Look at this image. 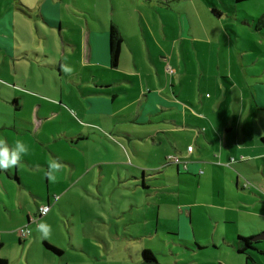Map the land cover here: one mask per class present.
<instances>
[{"label":"crops","instance_id":"obj_1","mask_svg":"<svg viewBox=\"0 0 264 264\" xmlns=\"http://www.w3.org/2000/svg\"><path fill=\"white\" fill-rule=\"evenodd\" d=\"M182 2L192 6L194 13L198 12L199 7L201 10L205 7L204 0H165V10H171L170 19L177 15L178 30H182L184 26L181 18ZM150 3L147 1L145 4ZM10 4L11 0H0V13L2 9L5 10L0 14L1 22L5 20L6 7ZM43 7H46L45 10ZM61 7V0L45 3L36 17H40L43 25H58L61 32L64 29ZM43 11L48 15L43 14ZM208 18L210 21L213 19L210 16ZM127 21L133 27L132 32H125L124 28L110 20L103 27L105 34L89 31L80 39L81 62L77 68L82 70L102 65L109 70L108 30L110 26H115L121 34L122 44L118 64L114 68L110 66L109 71L122 75V78L116 79V82H102V75L94 77L91 74L90 78L84 80L87 90L81 92L84 99L79 95L68 97L71 105L81 113L78 116L81 118L77 125L78 130L62 132L65 142L70 146L66 145L65 149V142L54 138L56 128L48 124L51 118H56L55 114L49 115L47 113H52L51 111H41L38 106L32 107L27 120H21L19 124L15 121L10 126L3 124L0 127V140L9 146L21 140L27 147V154L22 157L20 164L11 169H0V259L6 260L7 264H14L15 259L6 252L5 247L16 244L19 251V246L25 245L19 235L18 242L5 241V236L15 237L17 230L29 228L31 224L38 229L39 224L32 221L37 214L33 216L31 213L32 204L29 200L37 208L48 205L51 210L50 195L53 194L52 184L56 175L65 169V173L71 177L78 167V179L87 183L86 186L107 179L108 183H115L117 180L120 185H124L126 195L130 191L141 190L140 193L143 192L146 197L143 204L148 206V212L153 207L157 224L161 217L167 219L163 209L174 208L176 231L179 235L184 230L189 234V241H209L208 245L195 244L198 249L211 247L218 252L227 250L225 254H220L223 258L219 257L214 263L205 264H264V240L250 241L264 233V82L247 83L245 79L243 82L234 81L222 69V65L209 69V80L202 78L206 73L201 65L195 69L189 64L188 73L187 65L182 66L179 59L173 58L176 55L174 47L164 49L156 63L152 60L150 44L152 42L157 49L155 43L158 42V37L151 33L146 34L145 24L132 19L129 11ZM161 29L164 30L161 38L166 43L171 35L166 25ZM171 29H176L175 23H172ZM146 56L150 60L149 64ZM51 61L50 69H55L54 72L61 76L66 66L65 50L62 57ZM168 68L173 70V74L167 72ZM194 71L199 78L192 81L191 78L196 76ZM193 85L197 88L193 89ZM204 86L208 88L205 94L202 92ZM6 101L15 112L22 108V101L15 96L6 97ZM118 101L123 104L110 118L120 117L123 122L119 124L126 126H119L118 123L112 125V133L117 132L127 140L129 152L125 149L124 156L118 147H114L116 152H121V158H116L115 155L113 160L104 159L103 146L105 150H111L113 143L104 142L103 135L94 126L108 128L109 116L103 114L104 111L99 107L114 105ZM73 113L77 117V112ZM96 116L98 118L94 119ZM68 117L71 118L69 115ZM138 127H141L142 132ZM74 142L84 144V155L85 150H88L83 159H68L61 155H65V151L73 150L80 155V148H76ZM153 146L164 147L161 158L156 163H133V158L145 151L149 152ZM190 146L191 152L187 150ZM168 155L180 158L185 173H180V165L165 164ZM153 163L157 166H152ZM119 166L124 169L121 170ZM156 167L158 170H154ZM167 169L171 171L170 174H166ZM90 173L91 179L86 176ZM151 180H160L163 184L154 186L152 182L150 186L147 183ZM167 182H176L173 185L176 186L175 192H171L178 199L174 204L170 201L168 204L162 203L165 195L163 192L172 190L165 189ZM188 185L198 188L203 186L205 191L199 195L198 192L186 190ZM112 190L108 186V194ZM45 197L44 203L42 199ZM145 220L148 224V218ZM200 224H205L204 234L194 232L200 228ZM189 225L193 235L189 232ZM242 239H249V245ZM260 242L262 244L259 245ZM44 250L54 254L45 247Z\"/></svg>","mask_w":264,"mask_h":264},{"label":"rangeland","instance_id":"obj_2","mask_svg":"<svg viewBox=\"0 0 264 264\" xmlns=\"http://www.w3.org/2000/svg\"><path fill=\"white\" fill-rule=\"evenodd\" d=\"M51 1L55 0H11V4L6 7L5 20L0 21V127L3 124L10 126L15 121L19 124L21 120H27L32 107L38 106L41 111H51L52 113H47L49 115L55 114L56 118H51L48 125L56 128L54 138H60L65 142L62 132H75L81 122V118H78L81 113L71 105L68 97L73 95L82 97L81 92H87L84 80L90 78L91 74H94V77L102 75L103 77L100 78L102 82H116V79L122 78V75L109 71L114 68L110 60L109 70L102 65L86 67L82 70L77 68L81 62L80 39L89 31L97 32L99 35L105 34L103 27L109 24L110 20L124 28L125 32H132L133 27L127 21L128 11L132 19L136 22L140 20L145 24L146 34L151 33L158 37L156 38L158 42L155 43L157 49L152 42L150 44L154 62L160 60L165 50L174 47L176 55L173 58L179 59L182 66L187 65L188 73H190L189 64L194 68L201 65L206 73L202 78L209 80L208 74H211L209 69H216L217 65H222V69L231 75L234 81L243 82L245 79L247 83L264 82V27L259 31L254 28L257 20L264 14V0H248L242 3H235L233 0H230L231 2L204 0L206 8L202 7V11L199 7L197 13H194L192 6L182 2L181 18L184 25L182 30H178L177 15L174 19H170L171 10H165V0H136V2L61 0V8H63L61 19L64 28L61 32L58 25L55 27L45 23L43 25L40 17H36L40 8ZM147 1L151 3L145 4ZM45 8L43 7V10ZM4 11L2 9L0 14ZM43 14L48 15L44 11ZM209 16L213 18L211 21ZM172 23L176 25L175 30L171 29ZM163 25H166L172 37H168L166 43L161 38ZM63 50H65L66 66L65 72L59 76L58 72H54L55 69L52 70L49 66L52 64L51 60L63 56ZM158 50L160 53H157ZM99 60L105 61V59ZM146 62L147 64L150 62L147 56ZM198 78L196 74L191 79L193 81ZM93 83L91 86L94 88ZM204 87L203 94L208 92V88ZM195 88L197 86L193 85V89ZM14 96L22 101V108L16 112L6 101V97ZM122 104L123 102L118 101L114 105L98 106L104 111L103 114L109 116L107 121L109 125L107 129L94 127L101 132L104 142L113 143L111 150H105L103 146L104 159L113 160L115 155L116 158H121L120 153L125 156V149L129 152L127 140L117 132L112 133V125L119 124L123 120L120 117L112 119L110 115ZM72 111L77 112V117ZM97 118L98 116L94 119ZM119 126L126 125L119 124ZM138 128L141 131V127ZM73 144L76 148H80V155L75 150L65 151V155H61L68 159H83L88 154V150H85L84 155L82 149L84 144L82 142ZM66 145L70 146L65 142V149ZM114 147H118L121 152L119 150L116 152ZM163 148V146H153L151 153L145 151L139 154L137 158H133V163L136 164L138 161L156 163L161 158ZM168 156L175 157V155ZM170 162L171 160L168 159L165 164H171ZM155 163L152 166H157ZM180 168L182 169L180 173H185L182 164ZM120 169L123 170L124 167L121 166ZM165 171L166 174L171 173L168 169ZM136 174L140 175L139 172ZM78 175V167L71 177L65 173V169L56 175L52 184L53 194L50 195L51 210L47 216L37 221L38 224L49 225L51 231L45 238L34 224L29 228L26 227L28 235L22 240L25 241L22 243L25 244L24 247L19 246V251L16 244L5 247L6 252L15 259L14 264H147L142 260L143 250L151 251L157 264H205L214 263L217 258L224 257L220 254H225L227 250L218 252L211 247L200 250L195 245H208L209 241H189V234L184 230H181L179 235L176 231L174 208L162 207L167 219L161 217V221L157 224L153 207L151 206L148 212V206L143 204L146 197L143 196V192L140 193L141 190L130 191L126 195L124 185H120L117 180L115 183H108L107 179L86 186L87 183L79 181ZM91 175L92 173L86 176L90 178ZM152 182V180L148 181L147 184L151 186ZM153 184L159 186L163 182L159 180L154 181ZM175 184L176 182H167L165 189L172 190L163 192L165 195L162 197V203L168 204L169 201L176 203L178 199L171 193L175 192L176 186H173ZM108 186L113 189L109 194ZM186 187H188L186 190L198 192L199 195L205 191L203 186ZM45 199L46 197L42 199L44 203ZM29 202L32 204L31 213L34 216L39 207L37 208L31 200ZM37 202L39 204V201ZM146 218L149 220L148 224ZM188 228L193 235L190 225ZM205 231V224H200V228L195 229L194 232L204 234ZM15 235V237L5 236V241L18 242L20 238L18 234ZM43 241H47L62 254L55 255L45 251L42 246ZM262 243L260 242L259 245Z\"/></svg>","mask_w":264,"mask_h":264},{"label":"trees","instance_id":"obj_3","mask_svg":"<svg viewBox=\"0 0 264 264\" xmlns=\"http://www.w3.org/2000/svg\"><path fill=\"white\" fill-rule=\"evenodd\" d=\"M248 0H234L235 3H242ZM264 27V14L257 20L255 24V29L260 30ZM109 38H110V64L112 67L117 66L120 56L121 44H122V37L119 30L115 26L109 27ZM246 245H249V239H242ZM43 245L46 249L51 251L54 254H61L60 250H57L55 247H52L46 242H43ZM142 260L147 264H156L153 254L149 250L142 251ZM0 264H7V261L4 259H0Z\"/></svg>","mask_w":264,"mask_h":264},{"label":"clouds","instance_id":"obj_4","mask_svg":"<svg viewBox=\"0 0 264 264\" xmlns=\"http://www.w3.org/2000/svg\"><path fill=\"white\" fill-rule=\"evenodd\" d=\"M27 154V147L21 140H17L13 146H9L0 140V169H11L22 162V157ZM54 167V166H50ZM38 231L42 237H47L51 228L47 224H39Z\"/></svg>","mask_w":264,"mask_h":264},{"label":"built area","instance_id":"obj_5","mask_svg":"<svg viewBox=\"0 0 264 264\" xmlns=\"http://www.w3.org/2000/svg\"><path fill=\"white\" fill-rule=\"evenodd\" d=\"M167 72L169 74H173V70L170 69V68L167 69ZM187 150L189 152H191L192 151V147L191 146L188 147ZM168 159L171 160V162H170L171 164H175V165L183 164L182 161L180 160V158H178V157L168 156L167 160ZM241 159H242V157H241ZM49 211H50V207L48 205H44V206L39 207L38 211H37V217L35 218V220H32V221L37 223L38 219H40L41 217L46 216L49 213ZM17 233H18V235H19V237L21 239H24L28 235V231L25 228H21V229L17 230Z\"/></svg>","mask_w":264,"mask_h":264},{"label":"water","instance_id":"obj_6","mask_svg":"<svg viewBox=\"0 0 264 264\" xmlns=\"http://www.w3.org/2000/svg\"><path fill=\"white\" fill-rule=\"evenodd\" d=\"M262 240H264V233L250 239L251 242H257V241H262Z\"/></svg>","mask_w":264,"mask_h":264}]
</instances>
